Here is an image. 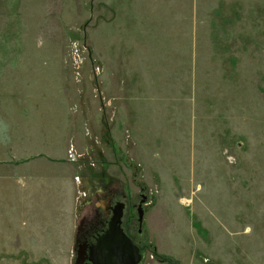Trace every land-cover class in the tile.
<instances>
[{
	"label": "rangeland",
	"instance_id": "374dc122",
	"mask_svg": "<svg viewBox=\"0 0 264 264\" xmlns=\"http://www.w3.org/2000/svg\"><path fill=\"white\" fill-rule=\"evenodd\" d=\"M22 2L0 0V47L40 48L50 82L20 134L34 149L0 159L14 175L38 159L23 172L46 183L0 188V264H73L68 241L15 237L70 203L64 163L77 225L87 196L135 208L144 190L142 264H264V0Z\"/></svg>",
	"mask_w": 264,
	"mask_h": 264
},
{
	"label": "crops",
	"instance_id": "0c3cea01",
	"mask_svg": "<svg viewBox=\"0 0 264 264\" xmlns=\"http://www.w3.org/2000/svg\"><path fill=\"white\" fill-rule=\"evenodd\" d=\"M20 6L24 11H26L25 8L29 7V5L22 2V0ZM26 37L29 39L28 36ZM39 52H41L40 48L36 46V49H34V46L30 45L29 42L28 45L24 47H0V155L9 154L7 153L8 151H24L27 149H34L31 144L24 145V139L22 138V135L20 137V134L24 131L23 126L26 124L25 120L29 115V111L32 109V106H37L36 104L40 102L39 98L36 97L41 94L47 95V93H41L40 85L41 83L47 82L49 84L50 78L49 75L48 78H46L45 74L41 75L40 71L49 69H46L44 65L40 66L37 62H34L35 59L40 58V55L37 54ZM34 98H36V103L32 102ZM68 148L69 145L67 147V151ZM29 158L30 157H27L28 161ZM15 159L16 160H11V162L13 161V164H17V161H19L18 159L20 158L16 156ZM53 159L55 161H51L49 163L54 164L59 162L58 164H61L62 161L66 160V156H53ZM6 160L5 158L0 159V169L6 170V166L12 165L13 170L10 171V173H13L10 175L7 172L2 177L4 179L0 182V188H2L3 185L5 189L10 183L13 184V182H16L15 180H17L18 184L20 183L21 185H24L27 183L26 176H29L32 180H36V182L41 185L46 183V180L39 181L38 175H41L42 173L35 170V167L32 169L33 173L31 172L29 175H26L23 172V170L28 172L30 163L33 162V166H35L34 163H36L38 159H31L30 162L27 161L28 163L22 162V165L27 164L28 166H21V169L17 171L16 175H14L16 165L7 163ZM64 165V169L55 171L54 175L65 176L71 180L70 203L68 205H62L61 210L58 211V219L55 224L47 223L42 228H33L28 235L16 234L15 237H17L18 240H32L33 244H35L34 242L37 244L42 242L48 245H57L60 242L63 244L65 241H68L69 245L75 246L76 231L78 226V212L76 208L77 183L74 180V174L72 171L73 165L67 163H64ZM1 196L2 191H0V214L3 217L6 216V208ZM60 220L63 223L65 232H57V229H55V226ZM6 238L8 241V237Z\"/></svg>",
	"mask_w": 264,
	"mask_h": 264
},
{
	"label": "flooded vegetation",
	"instance_id": "af4514ba",
	"mask_svg": "<svg viewBox=\"0 0 264 264\" xmlns=\"http://www.w3.org/2000/svg\"><path fill=\"white\" fill-rule=\"evenodd\" d=\"M96 194L95 200L86 195V207L76 231L73 264H95L94 260L99 261L98 255L93 251L101 245L111 224L117 219L123 232L139 248L142 264L147 252V241L141 239L147 221V194L142 191L135 208H130L132 196L112 187H106Z\"/></svg>",
	"mask_w": 264,
	"mask_h": 264
},
{
	"label": "water",
	"instance_id": "95a60500",
	"mask_svg": "<svg viewBox=\"0 0 264 264\" xmlns=\"http://www.w3.org/2000/svg\"><path fill=\"white\" fill-rule=\"evenodd\" d=\"M117 219L111 224L101 245L94 249L99 261L95 264H140L141 253L132 240L118 225Z\"/></svg>",
	"mask_w": 264,
	"mask_h": 264
},
{
	"label": "built area",
	"instance_id": "2783aa9c",
	"mask_svg": "<svg viewBox=\"0 0 264 264\" xmlns=\"http://www.w3.org/2000/svg\"><path fill=\"white\" fill-rule=\"evenodd\" d=\"M71 154H72V151H71L70 154H69V157H70V158H72V156H70Z\"/></svg>",
	"mask_w": 264,
	"mask_h": 264
}]
</instances>
